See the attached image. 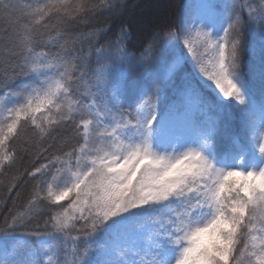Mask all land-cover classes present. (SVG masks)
Listing matches in <instances>:
<instances>
[{
  "label": "snow or ice",
  "instance_id": "obj_1",
  "mask_svg": "<svg viewBox=\"0 0 264 264\" xmlns=\"http://www.w3.org/2000/svg\"><path fill=\"white\" fill-rule=\"evenodd\" d=\"M123 7L0 0V264H264V0L73 31Z\"/></svg>",
  "mask_w": 264,
  "mask_h": 264
},
{
  "label": "trees",
  "instance_id": "obj_2",
  "mask_svg": "<svg viewBox=\"0 0 264 264\" xmlns=\"http://www.w3.org/2000/svg\"><path fill=\"white\" fill-rule=\"evenodd\" d=\"M136 0H122L124 7L119 10L118 14L112 13H101L98 14L97 18L92 21L89 25L84 26L83 28H74L73 31H88L90 28H107V31L103 32L99 38V44L107 45L109 41H115L117 34L119 33L120 27L122 25L130 26L131 30V46H135L139 49L146 38L154 30V27L158 24H163L173 20L175 16L181 11L180 6L186 5L188 0H160L161 11L154 13L150 12L147 23L144 27H141L139 24L136 11L130 10L132 6H142L146 0H141L140 2H135ZM138 8V7H137ZM144 9V6L143 8ZM246 39L251 43V36H247ZM250 56L245 54V65H247ZM22 164L21 161H17V165L8 170L9 176L16 172L17 167H20ZM24 166H29L28 161L23 162ZM22 170V168H21ZM8 182V177L0 176V224H3L6 216H9L16 212L17 210L22 211L24 205L27 202V198L31 191V181L25 184L23 187L13 189L11 195H7V189L5 185ZM17 191L19 196H17ZM47 207V206H46ZM41 217V223L43 219Z\"/></svg>",
  "mask_w": 264,
  "mask_h": 264
},
{
  "label": "rangeland",
  "instance_id": "obj_3",
  "mask_svg": "<svg viewBox=\"0 0 264 264\" xmlns=\"http://www.w3.org/2000/svg\"><path fill=\"white\" fill-rule=\"evenodd\" d=\"M140 1L141 0H136L135 2H140ZM202 2H204V0H188L186 5L190 8L191 13L194 14L197 11L196 6L201 4ZM161 4H162V2L160 0H146L144 5L132 6V8L130 10L136 11V13L138 15L137 16V18H138L137 22H139L141 27H144L145 23H147L149 13L150 12H154V13L160 12L161 7H162ZM143 6H144V9H141V8H143ZM64 203H66V202H64Z\"/></svg>",
  "mask_w": 264,
  "mask_h": 264
}]
</instances>
